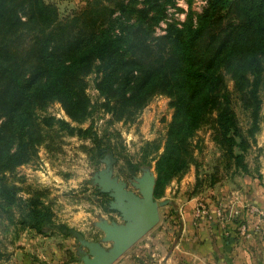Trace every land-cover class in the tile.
Here are the masks:
<instances>
[{
  "label": "trees",
  "instance_id": "trees-1",
  "mask_svg": "<svg viewBox=\"0 0 264 264\" xmlns=\"http://www.w3.org/2000/svg\"><path fill=\"white\" fill-rule=\"evenodd\" d=\"M174 1L87 0L60 19L45 0H0V220L38 235L83 239L54 221L43 191L24 198L10 180L38 146L51 150L63 137L88 140L83 150L94 163L104 157L115 167L122 163L117 173L124 179L154 162L155 200L195 162L191 141L203 127L226 165L248 173L245 156L260 129L264 89V0H205L195 20L168 23L155 36ZM156 96L168 98L172 110L160 154V143H146L133 162L122 156L119 137L114 142L92 124L80 127L96 111L134 122ZM52 104L67 120L45 114Z\"/></svg>",
  "mask_w": 264,
  "mask_h": 264
},
{
  "label": "rangeland",
  "instance_id": "rangeland-1",
  "mask_svg": "<svg viewBox=\"0 0 264 264\" xmlns=\"http://www.w3.org/2000/svg\"><path fill=\"white\" fill-rule=\"evenodd\" d=\"M87 0H45L56 5L60 19H65L84 8ZM177 1H182L177 6ZM203 6L197 1L176 0L166 7L163 20L154 35H162L161 25L176 23L181 26L188 16L194 20ZM87 94L95 103L100 101L89 80ZM232 90V83L228 82ZM262 109L260 129L256 141L248 150L245 162L248 173L226 165L222 153L212 140V132L203 127L191 141L194 163L183 175L173 179L164 196L155 200L167 202L159 208V222L113 264L131 257L143 247L155 250L161 257L174 247L184 232L183 222L189 219L190 233L211 239L233 251L235 264H264V89L261 92ZM169 99L154 97L137 115L134 122L113 121L110 114L96 111L92 118L80 125L90 124L99 136L110 133L113 141H121L122 156L133 162L140 158V149L146 143L158 142L162 151L172 110ZM234 111L242 127L246 117L234 102ZM45 114L67 120L60 105L52 104ZM119 136H116V135ZM119 137V139H118ZM88 140L63 137L53 149L37 147L35 158L16 169L10 180L21 188L20 196L27 198L31 191L45 193L43 202L50 207L56 223H75L73 229L82 233L83 239L100 243L105 249L110 242H103L102 223L123 225L119 213L110 209L112 199L101 191L99 174L105 170V157L98 163L91 161L83 147H90ZM111 164L113 177L126 184V189L140 195L138 180L152 177L156 181L154 162L151 167H141L131 179L118 175ZM196 184L198 187L194 190ZM206 240H202V244ZM212 244V243H211ZM218 247V246H216ZM87 249L79 240L63 238L57 234L38 235L32 230L19 229L0 220V264H81ZM159 259V258H158Z\"/></svg>",
  "mask_w": 264,
  "mask_h": 264
},
{
  "label": "water",
  "instance_id": "water-1",
  "mask_svg": "<svg viewBox=\"0 0 264 264\" xmlns=\"http://www.w3.org/2000/svg\"><path fill=\"white\" fill-rule=\"evenodd\" d=\"M105 170L98 181L101 191L109 194L112 202L110 209L119 213L123 225L102 223L103 242H110L111 248L105 249L98 242L79 239L87 255L81 257V264H113L124 255L137 241L146 235L159 222V208L167 202L158 203L153 196L155 179L152 177L138 180L136 187L140 195L126 189V184L113 177L111 160L105 157Z\"/></svg>",
  "mask_w": 264,
  "mask_h": 264
},
{
  "label": "crops",
  "instance_id": "crops-1",
  "mask_svg": "<svg viewBox=\"0 0 264 264\" xmlns=\"http://www.w3.org/2000/svg\"><path fill=\"white\" fill-rule=\"evenodd\" d=\"M65 222L70 228L76 226L75 223L70 221ZM183 229L184 232L180 235L178 242L174 240V247L170 248L161 257L155 250H150L145 246L138 253L136 252L131 259H124L117 264H235L233 251L229 247L222 244L220 248V245L215 244L213 240L190 233L189 219L183 222ZM202 240L206 241L201 246L199 244Z\"/></svg>",
  "mask_w": 264,
  "mask_h": 264
},
{
  "label": "built area",
  "instance_id": "built-area-1",
  "mask_svg": "<svg viewBox=\"0 0 264 264\" xmlns=\"http://www.w3.org/2000/svg\"><path fill=\"white\" fill-rule=\"evenodd\" d=\"M195 1H197L198 2V4H200V5H202L203 6V8L205 7V5H206V1L205 0H195ZM181 3H183L182 1H177V6H180L181 5ZM160 26L162 27V31H161V34H164V29H165V25L163 24V25H161L160 24Z\"/></svg>",
  "mask_w": 264,
  "mask_h": 264
}]
</instances>
